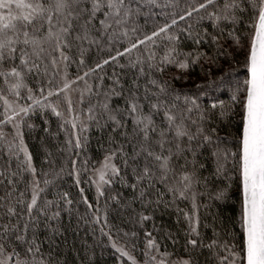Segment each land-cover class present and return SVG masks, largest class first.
<instances>
[{
    "label": "snow or ice",
    "instance_id": "snow-or-ice-1",
    "mask_svg": "<svg viewBox=\"0 0 264 264\" xmlns=\"http://www.w3.org/2000/svg\"><path fill=\"white\" fill-rule=\"evenodd\" d=\"M93 48L107 55L89 63ZM172 68L179 74L168 77ZM52 117L68 156L57 166L46 152L38 170L25 130L39 120L51 135ZM221 124L229 128L223 137ZM93 127L107 147L90 164ZM65 175L75 197L60 187ZM221 177L227 183L210 194ZM81 184L94 189L91 198ZM233 187L232 227L218 229L214 217L206 235L199 208L208 205L198 198L225 201ZM0 188V264H67L55 243L62 213L90 227L87 249L110 247L115 264H141L137 250L142 264H264V0H0ZM129 209L131 230L110 224V213ZM158 212L183 220L186 258H172L164 241L175 246L178 233L157 226ZM153 232L163 233L159 241Z\"/></svg>",
    "mask_w": 264,
    "mask_h": 264
},
{
    "label": "trees",
    "instance_id": "trees-1",
    "mask_svg": "<svg viewBox=\"0 0 264 264\" xmlns=\"http://www.w3.org/2000/svg\"><path fill=\"white\" fill-rule=\"evenodd\" d=\"M160 3H164L165 0H158ZM183 2V0H182ZM155 12L159 13L162 11V9H153ZM164 11H170V9H165ZM156 19L160 22H164V18L157 16ZM144 19L143 16L140 17L139 23L143 24ZM209 22H205V26H208ZM181 25H184V22H180ZM131 26V22L129 24ZM209 31H211V28L209 27ZM194 47L191 42L188 43L187 48ZM203 51H209L210 49L205 45L202 46ZM75 51V50H74ZM107 55L106 51H102L97 53L96 49L93 48L92 52L89 55V63L92 59H99L101 57H104ZM108 74H111V67L105 66ZM70 72L74 75L75 74V66H73L70 69ZM173 73H178V70L175 68H172L169 70L167 76L170 77ZM129 75H131V71H129ZM192 77L195 80L200 79V69L197 67L195 71L192 73ZM111 83L107 77L105 78V84ZM176 87H184L189 88L192 87V82L189 81L186 84H182L180 81L175 82ZM222 99L227 100V96H222ZM103 100V96L100 97H92V103H96L97 100ZM113 104H121L123 105V101L117 98L113 99ZM88 105V100L86 97L84 107L86 108ZM37 128L35 131L29 133V131L25 130V142L28 145L29 151L33 154V161L36 165L37 169L41 167V161L44 159L45 153L50 152L51 157L49 159H52L55 161L56 165L59 166L62 163H66V158L68 156V153L66 151H61L62 148H65V137L63 132H59L57 134V122L56 118L52 117L50 120V132L51 135L46 134L42 131L43 124L41 121L36 120ZM229 131V128L226 124H221V127L219 129V134L223 137L227 135V132ZM90 139L87 146V154L91 157L90 164L92 161L96 160H102L103 159V152L104 149L101 147L103 144L104 147H107L106 140L101 137L100 133H98L95 128L93 127L89 133ZM85 154L81 153V158H83ZM119 163V161H117ZM207 164V170L205 171V175H208L212 172V165L210 161H205ZM44 168H48L47 164L43 165ZM82 180L86 178V175L84 173H81ZM25 179H27V174H25ZM227 181L223 180V177H221L220 180L213 179V182L210 184V194L211 192H214L216 187H224ZM20 187H23L21 185ZM60 187L62 190L69 191L73 197L77 194V188L74 186V182L72 177L65 175L63 177V180L60 181ZM81 187H84L86 190V195H88L90 198L92 196V192L94 189H89L87 184H81ZM113 189L116 191L122 192L123 196L130 197L131 196V190L127 188H120V185L115 184L113 185ZM53 189L49 188L48 190V198H53ZM0 194H2V188H0ZM229 196L231 199L225 200V201H216L214 199H209L208 196L205 197H199L198 201L203 204L207 203L208 207L204 208L201 206L199 208V216L201 221V231L205 232L206 235L210 236L211 229H205L203 226L205 223L212 224L213 218L215 217V223L216 227L218 229H228L232 227L233 220L238 214L239 211V194L235 191V188L229 190ZM134 208H136L137 211H140L139 204H134ZM181 207L184 208H190V205L187 203H182ZM80 211H84V206H80ZM131 209L125 211L120 218H117V215L115 213H110L109 215V222L114 227H121L125 231H129L133 228V224L129 223L127 220V217L131 215ZM175 214H163L161 215L159 212L155 216L156 224L158 227H165L166 229L178 233L177 239L178 243L173 246L170 241L165 240L164 243L168 244V250L170 252H173V259L176 258H186V254L183 249L184 244V237L183 233L179 232V229L186 228V225L184 224L183 220H181V223L179 225L175 222ZM53 226H56V222H52ZM60 230L64 233V236L61 237L57 235L55 237V243L59 245L57 254L60 256L61 261H67V264H89V261H91V264H115L114 256H113V250L110 247H105L99 243L96 244L94 248L87 249L88 245H92L94 243L93 236L91 235V228L88 226H85L81 224L79 227L77 226V218L76 215L73 214L71 221L69 220L67 213H62L61 221H60ZM145 227L149 228L151 230V222H146ZM136 230L139 233V243H138V249L144 247V235L143 232L139 230L138 226L136 227ZM46 231L43 227V224L41 225L40 230V238L44 239L46 235ZM98 235V233H97ZM153 235L157 237V240L159 241L163 233H157L153 232ZM222 238H226L224 236V233L221 232ZM66 241V242H65ZM43 248L45 251L48 250V244L45 243L43 245ZM87 249V251H86ZM161 251H163V247L161 248ZM134 255L137 257L138 261H143V256L141 253L137 250L134 252Z\"/></svg>",
    "mask_w": 264,
    "mask_h": 264
}]
</instances>
